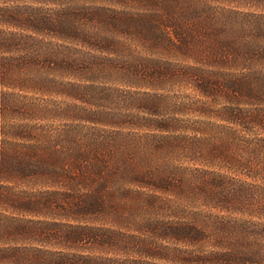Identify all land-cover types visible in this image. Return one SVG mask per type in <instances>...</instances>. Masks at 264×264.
Segmentation results:
<instances>
[{"label": "trees", "instance_id": "1", "mask_svg": "<svg viewBox=\"0 0 264 264\" xmlns=\"http://www.w3.org/2000/svg\"><path fill=\"white\" fill-rule=\"evenodd\" d=\"M135 1L0 0V264H264V0Z\"/></svg>", "mask_w": 264, "mask_h": 264}, {"label": "rangeland", "instance_id": "2", "mask_svg": "<svg viewBox=\"0 0 264 264\" xmlns=\"http://www.w3.org/2000/svg\"><path fill=\"white\" fill-rule=\"evenodd\" d=\"M127 2H129V4H133V5L137 4V1H135V0H127ZM164 95L165 96H164V99H163V103L171 102V101H181L183 98H186V97H188L189 99L193 98L194 91L192 90V88H191V86L189 84L182 82L180 84L177 83V84H175L173 86H169L166 94H164ZM144 130L135 128L134 130H129L128 132L134 134L133 131H135V133L136 132L138 133V132H141V131H144ZM229 152H233L236 155L237 151L234 150V149L230 150V148H228V153ZM231 158L232 157H230V160H231ZM130 214H131L130 211H126L122 215L126 216V217H130ZM149 216H150V214L148 212H146V211L142 210V211H139V212H137V211L134 212V210H133V214L131 215V219H133V221H131L128 224V226L129 227H133L134 224L136 223V221H141V220H143L145 218H148Z\"/></svg>", "mask_w": 264, "mask_h": 264}]
</instances>
